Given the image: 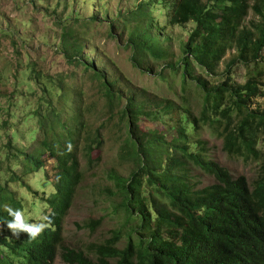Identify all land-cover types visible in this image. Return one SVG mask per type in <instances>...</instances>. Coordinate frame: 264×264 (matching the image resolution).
<instances>
[{"label":"trees","instance_id":"16d2710c","mask_svg":"<svg viewBox=\"0 0 264 264\" xmlns=\"http://www.w3.org/2000/svg\"><path fill=\"white\" fill-rule=\"evenodd\" d=\"M154 1H144L110 22L111 32L121 29L129 34L131 61L142 73L166 77L167 71L180 77L183 90L189 84L197 87L199 115L181 103L176 106V119L166 123L163 133L142 132L145 104L151 102L139 103L135 94L119 87L117 79L84 53L82 37L65 34L63 54L93 70L109 108L118 110L125 136L121 158L134 164L128 177L112 175L117 186L112 195L119 198L115 211L123 213L124 221L108 238L84 249L65 245V218L83 181L77 148L86 126L77 105L72 123L63 119L70 97L66 86L60 83L61 94H55L31 68L29 77L44 90V102L33 112L38 119L36 145L41 150L30 154V166L24 168L29 174L43 168L44 156L57 163L53 190L44 192L41 200L49 207L46 215H51L52 226L36 240L23 233L18 239L11 237L5 224L11 217L4 205L24 211L23 202L0 184V264H54L58 255L65 264H264V106L258 101L264 98V0H159L170 9L171 27L193 24L179 42L176 59L165 46L171 39L167 27L155 21L150 10ZM228 51H232L230 58L219 71ZM153 58L164 62V71L153 68ZM237 64L246 69L242 83L231 76ZM55 98L57 106L52 102ZM176 107L169 100L164 109L171 114ZM204 126L214 129L227 155L257 163L252 185L244 175L234 176L211 158L208 141L199 135ZM102 143L97 130L85 143L86 155L91 159ZM18 154L28 155L16 149L15 157ZM196 170L211 175L213 182L197 188ZM102 224L99 218L79 228L95 232Z\"/></svg>","mask_w":264,"mask_h":264},{"label":"rangeland","instance_id":"374dc122","mask_svg":"<svg viewBox=\"0 0 264 264\" xmlns=\"http://www.w3.org/2000/svg\"><path fill=\"white\" fill-rule=\"evenodd\" d=\"M144 1L148 0H0V184L6 185L22 200L25 215L32 222L48 212L49 207L41 200L44 192L50 194L53 190L51 183L57 167L55 159L44 156V167L30 174L24 166H30V154L41 150L36 145L39 139L38 119L33 113L38 104L44 102L40 82L57 95L61 94L57 90L60 83L64 84L70 97L63 119L72 123L77 105L82 110L81 121L86 126L79 134L77 148L83 181L63 227L65 245L72 248L84 249L90 243L108 238L112 230L120 229L124 215L115 211L119 198L112 195L117 190L112 175L128 177L134 164L132 160L121 158L125 136L121 131L118 110L109 108L101 81L93 70L88 71L83 64L77 63V59L63 54L67 41L64 35L82 37L86 45L84 53L91 60H97L98 66L112 79H117L119 87L135 94L139 103L151 102L145 104L147 115L140 121L142 132L163 133L166 123L172 122L171 118L176 119V106L181 103H186L197 116L201 109V94L197 87L189 84L183 90L180 77L167 71L166 77L142 73L131 61L133 49L127 47L129 34L121 29L111 32L110 22L134 11ZM150 10L155 21L167 27L171 39L165 42V46L170 51V57L176 59L179 42L187 37L193 24L171 27L168 22L170 9L159 0L153 2ZM251 16L249 14L246 20ZM93 17L97 20L92 21ZM231 53L228 51L224 55L219 71L225 67ZM152 62H156L153 64L155 70L164 71L162 60L153 58ZM31 68L40 74V82L29 77ZM231 76L236 82H244L245 67L237 64L232 68ZM169 100L176 107L171 114L164 109ZM55 101L57 98L52 101L57 106ZM258 101L264 106V98ZM97 130L103 143L101 148L93 150L90 159L84 146ZM199 135L208 141L212 159L234 176L244 175L252 185L258 175L255 161L227 155L222 151L221 139L212 127L204 126ZM16 149L28 155L23 158L18 154L15 157ZM193 174V183L197 188L213 182L212 176L201 170ZM15 176L19 180L11 181V177ZM99 218H103V224L95 232L79 228ZM54 264L65 263L58 255Z\"/></svg>","mask_w":264,"mask_h":264},{"label":"clouds","instance_id":"9594fccd","mask_svg":"<svg viewBox=\"0 0 264 264\" xmlns=\"http://www.w3.org/2000/svg\"><path fill=\"white\" fill-rule=\"evenodd\" d=\"M72 145H67V150L71 151ZM4 211L11 217L5 224L11 237L19 238L20 235L26 234L28 239L36 240L40 237L45 230L52 226L51 215L41 214L39 219L32 222L30 218H27L25 212L22 209H16L9 205H4Z\"/></svg>","mask_w":264,"mask_h":264}]
</instances>
